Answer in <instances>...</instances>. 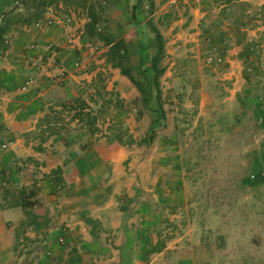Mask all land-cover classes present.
<instances>
[{"label":"rangeland","instance_id":"obj_1","mask_svg":"<svg viewBox=\"0 0 264 264\" xmlns=\"http://www.w3.org/2000/svg\"><path fill=\"white\" fill-rule=\"evenodd\" d=\"M115 1L120 10L125 9ZM209 1L202 17V13L193 14L200 3L204 7L202 0H177L173 6L170 0H154L155 22L167 42L166 72L161 79L163 116L156 113L154 100L145 105L130 80L108 64L103 42L81 34L87 22L83 10L77 12L79 18L72 13L70 25L60 21L39 31L61 25L63 45L74 58L71 98L86 100L97 115L100 130L96 135L77 127L76 122L64 134L79 138L71 144L73 150L81 151L86 141L92 144L86 152L92 150L94 165L84 179L88 185H102L99 193L103 197L109 194L107 209H123L121 198L134 194L152 208L157 204L154 209L167 219L163 239L171 237L167 242L172 248L165 256L168 264L239 263L244 256H252L251 264H264V0H247L251 3L248 11L256 12L254 27L237 25L231 19L220 23V8L210 7ZM84 2L77 0L76 4L82 7ZM101 2L102 6L107 3ZM49 7L59 20L67 16L54 5ZM138 10L143 19L144 11ZM124 15L109 17L107 31L117 38L128 29ZM33 28L26 26L25 31H38ZM59 73L64 75L62 70ZM33 79L26 88L35 84ZM73 113L63 114L65 122ZM153 118H157L156 136L151 144L141 145ZM257 122L260 130L254 127ZM119 127L137 142L116 148L111 141ZM120 148L127 156L119 164L122 184L118 186L111 181V158ZM255 163L258 167L253 170ZM77 169L70 174H77ZM238 179L250 186L259 184L241 189ZM5 194L2 189L0 196ZM148 206H128L127 210L147 212ZM203 242L208 243L205 252L195 247Z\"/></svg>","mask_w":264,"mask_h":264},{"label":"crops","instance_id":"obj_2","mask_svg":"<svg viewBox=\"0 0 264 264\" xmlns=\"http://www.w3.org/2000/svg\"><path fill=\"white\" fill-rule=\"evenodd\" d=\"M17 1L0 0V23ZM93 1L85 0L81 7L77 0H58L56 9L63 17L74 13L79 18L77 12L87 14L86 8ZM106 1L105 16L122 13L126 15L124 22L130 20L126 0L118 3L123 10L117 1ZM209 2L211 7L213 0ZM202 3L204 7L200 3L193 14H207L208 9H202L208 0ZM25 29L11 27L10 48L0 57V180L6 182L0 186V191L6 192L0 196V264H122V246L127 247L132 264H168L165 256L172 248L167 242L171 237L163 239L167 220L154 209L157 204L152 208L130 194L121 198L123 209H107L111 205L106 204L109 194L93 199L102 185L94 187L84 179L94 165L92 150L71 149L79 138L64 133L50 135L52 128L42 135L46 125H39L40 120L72 99L74 58L63 45L61 25L35 33ZM53 44L55 48L50 49ZM32 77L35 84L24 88ZM48 125L55 123L51 120ZM112 156L111 181L120 186L119 164L127 154L120 148ZM74 169L77 174H70ZM135 205H149V211L127 210ZM62 236L65 243L60 242ZM206 243L195 247L205 252ZM191 253L194 262L196 252Z\"/></svg>","mask_w":264,"mask_h":264},{"label":"trees","instance_id":"obj_3","mask_svg":"<svg viewBox=\"0 0 264 264\" xmlns=\"http://www.w3.org/2000/svg\"><path fill=\"white\" fill-rule=\"evenodd\" d=\"M126 1L128 12L130 14L126 33L117 38L107 31L110 20L109 17L106 18L105 16V10L102 6L101 0H94L88 8H86V15L89 18V21L84 25V33L90 40L96 38L103 42L106 46V61L112 67L118 68L121 74L130 80L138 90L140 100L145 105H148L154 100L158 105L156 113L164 114L161 79L166 72V66L163 64V61L167 52V42L165 36L155 22L154 0ZM57 2L58 0H18L15 7L3 15L4 20L0 23V57L10 48L11 38L9 32L11 27L16 25H33L37 20L43 17L49 6H56ZM213 4L220 8L218 13L220 23L224 22L225 19H231L233 22H236L237 25L245 24L249 27L255 26L256 12L250 13L248 11V7L251 6L249 1L213 0ZM138 9L144 11L143 19H139ZM262 9H264V6ZM236 11L237 13L235 14ZM205 30L207 31L208 29ZM244 35H246V33H244ZM134 52H136V54H133ZM151 87H153L154 92L151 91ZM59 106L60 109L53 110L52 114L47 113L40 120L39 125H46V128L42 129V135L45 134L46 131H49L50 128H52L50 135L62 134L65 132V128L73 122H76L77 127H81V129L86 130L92 136L96 135L100 130L97 125V115L86 100L82 98H74L60 103ZM65 112H74L71 115L70 120L67 122H65L64 117H62ZM51 120L55 123V126L53 127L48 125ZM156 121L157 118H153L151 128L141 139L139 144L149 145L153 142L156 136V129L154 127ZM116 125L117 124L114 126ZM260 126L261 125H259L258 122L254 124V127L257 130L261 129ZM116 130H118V132ZM111 142L116 144V148H119L121 146L131 145L137 141L131 134H129L127 129L119 127L114 129ZM91 145L86 141L81 146L82 150H89ZM253 166L254 170L258 167V163H255ZM255 166L257 167L255 168ZM238 181V187L241 189H246L252 186L256 188L259 184L256 182L250 186L248 183H242V179H238ZM100 198H102L101 193L94 195V199ZM253 207L255 206L253 205ZM120 252L122 264H132L127 247H120ZM252 262V256H244L240 259L239 263L230 261L229 264H251Z\"/></svg>","mask_w":264,"mask_h":264},{"label":"built area","instance_id":"obj_4","mask_svg":"<svg viewBox=\"0 0 264 264\" xmlns=\"http://www.w3.org/2000/svg\"><path fill=\"white\" fill-rule=\"evenodd\" d=\"M177 3V0H170L169 4L170 6H173L174 4ZM53 7H49L47 8L46 12L44 13L43 17L39 20H37L33 25L32 27L36 28V29H43L47 26H50L52 24H54L55 22H60V21H63L64 24L66 25H70L72 22H73V14L72 16H66L65 19L63 20H59L58 16L55 14L54 10H52ZM87 18V22L89 21V18L86 16ZM85 31H81V34L83 33L84 34ZM70 42L75 44L74 46H78L79 47V43L76 42V40L74 39H70ZM77 47V48H78ZM63 74V73H62ZM31 79L27 80V84L24 86V88L27 87V85H29L31 83ZM263 172H264V167L262 168ZM254 176V175H253ZM6 185V182H3L0 180V186H5ZM60 242L61 243H65L66 242V239L65 237H61L60 238Z\"/></svg>","mask_w":264,"mask_h":264}]
</instances>
